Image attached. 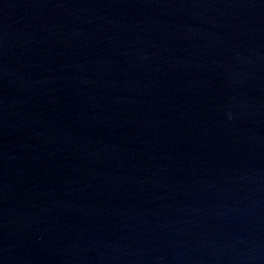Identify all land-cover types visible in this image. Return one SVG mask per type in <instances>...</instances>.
<instances>
[{
    "label": "water",
    "instance_id": "1",
    "mask_svg": "<svg viewBox=\"0 0 264 264\" xmlns=\"http://www.w3.org/2000/svg\"><path fill=\"white\" fill-rule=\"evenodd\" d=\"M0 264H264V0H0Z\"/></svg>",
    "mask_w": 264,
    "mask_h": 264
}]
</instances>
